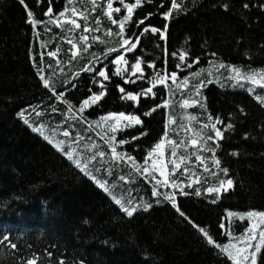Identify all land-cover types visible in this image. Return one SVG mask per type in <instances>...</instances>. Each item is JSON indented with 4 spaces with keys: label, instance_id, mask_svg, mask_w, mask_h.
<instances>
[{
    "label": "trees",
    "instance_id": "1",
    "mask_svg": "<svg viewBox=\"0 0 264 264\" xmlns=\"http://www.w3.org/2000/svg\"><path fill=\"white\" fill-rule=\"evenodd\" d=\"M161 3L165 5L163 9ZM177 3L181 10H173L170 18H164L169 24L167 55L176 52L173 57L178 59L184 49L189 53L187 64L191 67L180 69L176 83L167 81L169 87L153 86L152 76L160 72L157 66L144 65L143 72L135 76L131 70L121 78L120 87L126 92L153 87L156 93L155 97L142 95L137 105L122 99L124 94L114 84L101 89L77 74L86 62L100 63L93 57L103 61L106 47L120 44V37L108 35L119 32V25L111 22L114 19L107 16L100 3L95 1L93 10L92 0H72L71 4L69 0H24L23 4L20 0H0V241L8 236L9 243H14L16 234L9 222L16 212L22 217V225L30 228L22 247L16 244L11 249L0 242V264H27L29 260L48 264L46 251L52 260L63 258L64 264H234L226 254L209 245L189 221L207 228L217 243L233 245L246 234L248 220L241 221L227 213L264 211V104L256 99L258 95L264 97V84L232 83L227 67H218L221 62L234 65L247 73L256 72L260 78V70L264 69V0ZM72 6L80 12H76L79 28L68 24L56 28L49 22L53 12L65 8L70 11ZM141 6L138 14L125 22L124 33L126 37L139 35L143 51L162 63V42L149 33L140 35L142 25L137 23L139 18L148 17L145 24L161 26V13L171 8V0H142ZM49 7L52 13H47ZM29 10L37 15L42 11L48 22L33 28L26 19ZM86 24L89 49L74 57L75 47L84 42L80 33ZM157 45L158 55H154ZM48 52L57 54L48 56ZM206 57L214 59L212 73L192 64ZM140 58L141 54L135 55V59ZM172 67L167 70L169 73L179 70ZM41 76L49 79L56 92L44 86ZM140 76L144 78L138 79ZM185 76L187 87L183 84ZM126 80L136 82L125 83ZM201 82L200 103L193 104L196 86ZM250 87L252 92L248 91ZM101 90L105 96L80 113L83 100ZM185 99L189 100L188 106L183 105ZM164 100L170 101L168 107L144 115ZM21 111H26L27 124L18 115ZM120 111L140 116L142 124L121 128L115 133L116 140L109 143L111 130L100 118ZM169 115L175 123L169 124ZM209 115L212 122L217 118L221 121L217 128L222 138L204 127ZM229 124L233 127L228 128ZM41 126L43 134L33 130ZM142 131L148 135L140 137ZM165 131H169L167 138ZM198 132L213 139L204 147L199 143L192 145L193 138L199 140L195 135ZM121 139L127 142L120 145ZM162 139L166 141L164 155L147 157ZM168 141L178 145L176 156ZM57 142L63 151L56 147ZM212 147L221 161L220 167H227L228 178L234 181L232 188L221 189L219 194L206 191L225 178L213 163L208 150ZM66 152H73V160L68 159ZM197 155L203 159L197 160ZM181 156L186 159H179ZM128 157H134L138 167L144 166L147 158L150 172H137ZM76 160L81 162L80 167ZM154 161L157 168L162 167L164 176L152 169ZM176 164L180 167L176 168ZM212 172L217 175L214 177ZM166 177L167 186L156 184ZM173 182L189 194H180L179 189L172 187ZM154 186L161 195H152ZM196 187L202 195H194ZM165 192L176 193V203L185 217L164 199ZM114 197L137 211L127 216ZM147 204L151 207L145 208ZM222 228L231 233V241L225 240ZM261 257L264 248L257 264H262Z\"/></svg>",
    "mask_w": 264,
    "mask_h": 264
},
{
    "label": "snow or ice",
    "instance_id": "2",
    "mask_svg": "<svg viewBox=\"0 0 264 264\" xmlns=\"http://www.w3.org/2000/svg\"><path fill=\"white\" fill-rule=\"evenodd\" d=\"M20 2L23 4L24 0H20ZM93 2V10H95V0H92ZM149 2H151V0H149ZM72 3V0H69V4ZM119 3L123 5L124 8L127 9V15H125L123 17L122 20H120L119 22H117V20H112L111 22L113 24H117L119 25V32L113 34L111 32L108 33V35H115L117 37H120V43H121V47L123 46H127V51L128 52H132L133 49H136L137 47V43L139 42V35H133L130 37H125L123 35L124 33V29H125V22L126 21H130L132 19V13L133 10L136 9L138 6L141 5L142 0H135V3H124V0H119ZM25 7H27V5H25ZM165 7V5L163 3H161L160 8L163 9ZM225 7H227V5H225ZM245 8L248 7L247 4L244 5ZM173 10H181V5L179 3H177V0H171V8H169L167 11H163L161 14L163 15V17L165 19L170 18L173 15ZM53 9L51 7H49L47 9V13H52ZM69 12V8H65L64 11H61L59 13V17H64L65 13ZM71 12L73 15L76 14V9L72 8ZM113 12L119 13L121 12V8L120 7H113V0H107V16L109 18L112 17ZM152 14L150 13L149 16H151ZM28 16V22L29 24L35 28L39 23H42V21H38L36 19H34V14L32 13V11H28L27 13ZM148 17H145V19L140 20L139 21V25H144L145 24V20H147ZM49 22H53V23H60L59 19H56L55 21H49ZM70 24L75 26L76 28H79L80 25L77 23V21L75 19H71L70 20ZM167 33V25H163L161 28H157V27H144L143 28V33ZM143 33H141L140 35H143ZM36 35H39V33H36ZM98 39V37H97ZM69 44L72 43L71 40L68 41ZM85 51H87V49H85ZM116 54L115 55V59L111 60V55L112 54ZM57 53L56 52H48V56H55ZM134 55V53H133ZM173 56H176L177 53L173 52L172 53ZM213 55H215V53H213ZM41 56H43V53H41ZM189 56V53L187 51H182L179 56L178 59L181 62H185V66L186 67H191L189 64L186 63V58ZM199 58H197L198 61ZM93 60L96 62H102L100 60L99 57H93ZM104 61H108L109 63L113 64L114 66H116V70H115V75L116 76H122L124 74V72H126L128 69L127 68H122L120 67L121 65H127L128 61L125 59V57L121 54H119L117 52L116 48H108L107 52L104 54ZM92 62L90 61L89 64H91ZM176 67H180V64H177ZM218 67L220 69H224L225 67H227L230 71V73L232 74L231 78L236 80L237 83L239 84L241 81H250L251 84L253 85H258V84H264V69L260 70V78H257V73L256 72H251V73H247L242 71L240 68L234 66V65H228L226 66L224 63H219ZM131 69H132V75L135 76L137 73H142L143 69L141 67V62L140 60H136L135 63H133L131 65ZM38 71H40V69H38ZM84 71L88 72V73H92L93 74V81L96 82V76L98 75V77H102L103 80H109L110 77L107 73V64H105L104 68H101L97 70L92 67V66H87ZM193 75H195V73H193ZM41 80H43L44 82V86L46 88H52L53 92H56V89L51 85L49 79L45 78L44 76L40 77ZM138 79H143V76L137 77ZM171 79L173 83H176L177 81V72L173 71L170 73V76L165 73L164 75H161L160 72H156L153 76H152V80L151 82L153 83V86L159 84V85H163L165 87H169L167 81ZM135 83V80H130V81H125V83ZM187 82H188V77L185 76L184 80H183V84L185 87H187ZM101 85V89H104V84L101 81L100 82ZM203 86V82H201L200 84H198L196 86L195 89V99H192L191 103L196 104V103H200L199 100V94H200V88ZM240 86H243V84H240ZM117 87H119V91L121 93H123L124 95L121 97L122 99H125L127 101H132V102H136V104H139V100L140 97L143 96H148L149 94H151L153 97L156 96V93L153 92V87H148L147 89H142L141 92H133V91H127L125 90L124 87H120L119 85H117ZM179 87V85H178ZM249 92L253 91V88H248ZM59 95H62V93H60ZM105 96V91L101 90L98 94L97 93H93L88 99H84L83 102L80 104L79 107V112L83 113L84 110L89 107L90 105H95L97 104V102H99L103 97ZM256 99L261 103L264 104V97L262 96H256ZM170 104L169 100H164L162 104H157L155 107H153L151 109L150 112L145 113V116H150L153 112H155L157 109L159 108H165L168 107ZM183 105L184 106H188L189 105V100L185 99L183 100ZM71 107V106H70ZM201 107H203V104H201ZM18 115L24 119V122L27 124L29 122V118L26 116V111H21L20 113H18ZM37 115H39V113H37ZM102 121L107 122V126L108 128L111 130L112 135L110 136V140L109 143H111V141H115L116 140V136L115 133L120 130L121 128H129L132 127L133 125H141L142 121L140 116L138 115H132V114H128L126 115L124 111H120V112H109L106 116H103L100 118ZM189 120L194 119V117H189ZM213 118L211 115L208 116V121L209 123L206 124L204 127L205 128H210L215 132V136L216 137H221L222 138V134L219 128H217V123H221V121H219V119L217 118L216 122H212ZM168 122L169 124H173L175 123V121L173 120V116L169 115L168 116ZM167 128V125L165 126ZM228 128L233 127L231 124H229L227 126ZM34 131L37 132H41V134H43V126L41 127H37L33 129ZM201 131H203V129H201ZM65 135H67V133H65ZM148 135L147 132L142 131L140 133V137L146 136ZM196 136L199 137V140L193 138L191 140V144L192 145H197L198 143L200 144L201 147H204L208 141H211L213 139V137L211 135H206V136H200V133H196ZM169 136V131H165L164 132V137L167 138ZM140 137H133L132 139H139ZM48 137H46L47 139ZM127 141H125L124 139L119 140V144L123 145L125 144ZM165 140H161L160 142L155 144V147L148 151L147 153V157H153L155 153H159L160 156L164 155V147H165ZM169 146L171 147L172 150V155L176 156L177 155V147L178 145L174 142V141H168ZM56 147L60 148L61 151H63V149L61 148V143L57 142L56 143ZM209 151H211L212 156H213V163L216 165L217 168L220 169V172H222L223 176L225 178L219 179L218 180V185L214 186V187H207L206 191L208 193H212V194H219L221 192V189L227 190L232 188L234 181L231 178H228V174H229V169L227 167H220L221 165V161L216 158L215 156V147H212L210 149H208ZM112 153L115 154L116 153V147H112ZM68 157L69 160H73V152H66L65 153ZM101 156L104 155L103 152L100 153ZM179 159L184 160L186 159V157L181 156L179 157ZM197 160H202L203 157L197 155L196 156ZM128 160L132 163L133 168H135V170L137 172H140L141 174L144 173H149L150 169L148 167V159L145 158L144 159V166L142 167H138L135 163V158L134 157H128ZM75 163L77 164L78 167H80V161L76 160ZM173 163L175 164V161H173ZM180 165L176 164V168H179ZM205 168V172L209 171L207 164L204 165ZM84 169H87V165H84ZM152 169L154 171H159L161 176H164L165 173L162 169V167L157 168L155 161L152 164ZM173 171H175V169H173ZM185 172L188 171L187 168L184 169ZM212 175L215 177L217 175L216 172H212ZM153 178H154V173H153ZM93 179H95V177H93ZM164 184L165 186H167L168 184V179L167 177L165 178L164 181H156V184ZM196 183H199V181H196ZM101 188H104L105 191H107V188H105L104 184L100 185ZM173 188H177L180 191V194L183 195H188L189 193H187L183 187H181L180 184H177L175 182H173L172 184ZM189 187H191V184L189 185ZM153 196H159L161 195V193H158L156 190V187H153V192H152ZM165 200L171 201L173 207H175L176 211L179 213V215L181 217H185V213L183 211H181L180 206L176 203V193L172 192V193H163L162 194ZM194 195L196 196H200L202 195V191L199 187H196L194 189ZM115 199V197L113 198ZM159 202V200L157 201ZM213 203H216V200L213 199L212 200ZM115 203L117 205H120V207L123 209V211L127 214V216L131 217L133 216V214L137 211V208L135 207H125L124 204L122 203V201L120 199H115ZM131 202H129L130 204ZM151 204H147L145 205V208H150ZM227 215L229 217H238L239 220L243 221L245 220V218H247L251 223L249 225V227L247 229H245L246 235H241V237L239 238L242 242H243V247H235L234 245H232L231 243L229 244H219L216 242V240L213 239V236L210 234L209 230L205 227H202L198 224H196L193 221H189V223L192 224V227L195 228L197 231H199V233L202 234L203 238H205L207 240V243L209 245H213L216 249L220 250L221 253L226 254L227 257L232 260L234 262V264H257V259H258V255L261 253V249L264 248V211H256V210H250V211H246V212H232L229 211L227 213ZM220 227H224L223 224L220 225ZM229 235H231V233H229ZM10 238L8 236L3 237V241H0L2 243L8 244V246L11 249H15L17 247V245L15 243H9ZM255 241V243H253ZM49 255H51L49 253ZM262 260V264H264V257H261ZM27 264H35L34 260H29L27 262Z\"/></svg>",
    "mask_w": 264,
    "mask_h": 264
},
{
    "label": "rangeland",
    "instance_id": "3",
    "mask_svg": "<svg viewBox=\"0 0 264 264\" xmlns=\"http://www.w3.org/2000/svg\"><path fill=\"white\" fill-rule=\"evenodd\" d=\"M126 48H127V46H125ZM126 48L124 49V50H126ZM250 221H249V225H250ZM235 247H243V242L241 241V240H239V241H237V242H235L234 244H233Z\"/></svg>",
    "mask_w": 264,
    "mask_h": 264
},
{
    "label": "bare ground",
    "instance_id": "4",
    "mask_svg": "<svg viewBox=\"0 0 264 264\" xmlns=\"http://www.w3.org/2000/svg\"><path fill=\"white\" fill-rule=\"evenodd\" d=\"M28 16H27V14H26V18H27ZM249 73V72H248Z\"/></svg>",
    "mask_w": 264,
    "mask_h": 264
}]
</instances>
